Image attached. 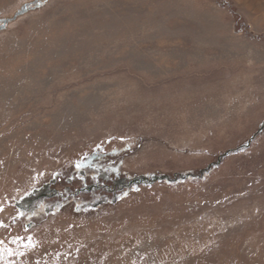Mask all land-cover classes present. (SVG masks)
I'll list each match as a JSON object with an SVG mask.
<instances>
[{"label":"rangeland","instance_id":"rangeland-1","mask_svg":"<svg viewBox=\"0 0 264 264\" xmlns=\"http://www.w3.org/2000/svg\"><path fill=\"white\" fill-rule=\"evenodd\" d=\"M0 264H264V0H0Z\"/></svg>","mask_w":264,"mask_h":264},{"label":"flooded vegetation","instance_id":"flooded-vegetation-1","mask_svg":"<svg viewBox=\"0 0 264 264\" xmlns=\"http://www.w3.org/2000/svg\"><path fill=\"white\" fill-rule=\"evenodd\" d=\"M87 166V162L83 163L82 165H76V168L78 170V172H76L74 175L72 176H81V179L83 178L84 179V176H86V173L84 171L85 167ZM106 169V168H104ZM98 173L94 174V178L97 179H101L103 176H106L107 174H104L102 172V168H98ZM101 171V172H100ZM110 174H112V172H110ZM51 182H53V179L51 178ZM81 185H85V190H89L91 191V193H95L94 197L96 199V191H97V187L100 186V182H97L96 181H93V184H85V182L83 183L81 181ZM51 185L52 183L48 182L47 184H43L41 185L40 187L38 188H35V189H30L28 191H26L24 194H22L19 199L17 200L16 202V207L18 210H25V211H28V210H31L33 209L34 207V204L39 201V200H42L43 198L45 199H52L53 198V195L55 193V189L54 188H51ZM82 187V186H81ZM105 190L107 191V193L109 192L110 194H112L111 198L113 199V188H105ZM100 197L101 196H98L97 199L100 200ZM99 200H94V203L96 204L97 201ZM53 205V202H51ZM99 204V203H98ZM96 205H92V208H94Z\"/></svg>","mask_w":264,"mask_h":264},{"label":"water","instance_id":"water-1","mask_svg":"<svg viewBox=\"0 0 264 264\" xmlns=\"http://www.w3.org/2000/svg\"><path fill=\"white\" fill-rule=\"evenodd\" d=\"M248 143H249V141H248ZM224 154H227V153H224ZM163 179H169V177L166 175H153V176H149V177L147 176V177H142V178L131 180L130 183H132V184H140L142 182L152 183V182H155L158 180H163Z\"/></svg>","mask_w":264,"mask_h":264}]
</instances>
